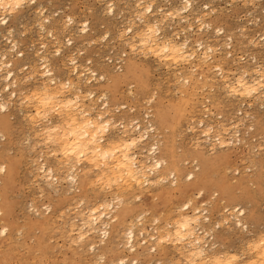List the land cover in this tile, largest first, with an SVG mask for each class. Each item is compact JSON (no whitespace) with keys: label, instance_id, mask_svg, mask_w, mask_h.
<instances>
[{"label":"rangeland","instance_id":"374dc122","mask_svg":"<svg viewBox=\"0 0 264 264\" xmlns=\"http://www.w3.org/2000/svg\"><path fill=\"white\" fill-rule=\"evenodd\" d=\"M27 1H29V5L26 4L17 10V12H13L9 17L7 16L8 23L0 26V61L1 59L2 61L4 60V56L2 55L6 54L5 57L7 60H20V64H26L21 65L23 66L21 69H24H17L15 71V74L18 75L17 78H21L19 82L21 83V81L24 80V82L22 81L23 84L18 83L17 88H11L15 90L17 98L11 96L10 99L13 97L14 99H9L10 107L8 106L5 112L0 111V168L5 166L6 171H8L5 177L6 179H4V174L0 170V209L3 212H1L2 216H0V229L2 227L7 228L4 235L0 233V264H100L99 260H97L98 256L101 255L100 253L104 255V263L112 260L115 261L117 258H122L124 256L127 257L126 259L128 261L125 264H130L133 258L136 259L137 264H183L182 261L185 262L183 259L184 257L178 254L172 242L171 245L170 241L163 237V227L170 225V222L173 223L175 216L178 214V210H180V207L187 200L191 201L192 208L199 207L200 210H206H204L202 214L209 218L211 226L207 228L209 235L206 233L203 234L205 237L204 241L207 242L206 245L208 243L215 244L213 245L214 247H212L215 253L217 252L216 254L222 253L225 256L226 253H232L234 256L235 254L236 256L239 255L238 257L241 255L243 259L236 257L239 260L241 259L240 261L238 260L240 264L243 261L253 258L254 250L251 247V241L253 243L257 241L258 238L261 239V236H264V96L256 100H253L255 96H244L242 98V96L231 94L228 89H230L229 86L231 85L232 87L236 86L233 82H235L236 75L238 76L240 74V68L248 69L252 73L249 72L248 76H252L253 78H256V75H253L255 72L252 68L260 66L262 70L264 69V0L260 1L261 3L255 2L254 5L250 4L251 6L247 0H195L191 2V7H195L197 11L195 10L194 13H192L193 16L191 14L188 17L191 20H188V23H181L182 25L173 24V21H176L177 18H175V20L170 16L167 17L163 30H161L162 34L166 33L164 36H169L174 32V34H176L174 40L177 42H181L184 37H187L189 39L188 41L193 44L196 41L205 40L208 36H211L213 31H217L220 28L222 29L221 32H223L222 35H217L215 38L216 40H212L211 38L209 40L219 43V46L231 42L229 45L230 49L227 48L226 51L231 53V58L229 60L232 58L235 59L237 62L235 64L239 66H236L234 63V65H232V63L229 64L226 69L229 72L225 73L223 71L224 79H222L221 75H217L220 73L219 71H213L211 74L215 73V80L211 83L208 81H201L199 77L200 75L207 76L204 66L201 68L198 67L199 69L192 68L193 70L189 64L185 65L186 63H178L179 65L168 64L164 67L162 63L165 64V62H162V60H159V62L156 59L157 57L153 54H146L145 52L142 54L140 49L137 51L133 50V53H131V48L127 44L129 42L127 39L129 40L130 38L128 36L131 37L133 33L127 34L129 33L127 27L129 24L131 25L132 22H135L134 24L132 23L134 29L142 26V24L138 22L136 14L131 17L132 11H134L133 9L129 10L130 7L132 8V1L129 2L130 6L128 8H123L125 6H123L124 4L122 1L120 3L119 0ZM143 1H145L143 6H146V4L149 5L150 3L154 5L152 6L153 14L156 16L160 14V12L156 14L159 6L162 12L169 13V9L171 12L172 9L179 8L184 4V0ZM120 4L122 10L119 6ZM111 5H113L114 12L112 16L107 13ZM125 9L129 12L125 11ZM39 10L42 11L39 12ZM200 14H207L206 17H204V15L200 16L201 22L198 21V19L197 21L194 19L195 16ZM68 17L71 19V23L68 21ZM43 18H46V21L47 19L49 20V23H45V25L51 29L53 38L49 34L50 29L49 31L40 30L38 24L45 21ZM169 19H172L171 21L173 23H171ZM129 21L131 22L128 23ZM54 22L56 24H54ZM82 23L88 24L85 28V34L79 31L76 32L83 28L80 26L83 25ZM199 23L202 25H199ZM204 23H209L211 30H207V28L203 26ZM188 24L192 30L188 29ZM197 28H199V30ZM9 30L11 35L7 34ZM169 31L171 32L169 33ZM121 33L125 36L119 35ZM229 37L231 41H229ZM125 39L128 46L125 44ZM249 39L255 40V42L257 41L254 47H252L253 43H251V41L248 43ZM209 40L207 39V41ZM13 44H15V49L11 47ZM42 45H44V48ZM57 49L59 50V54ZM108 51H112L113 54L124 53L125 58L122 67L127 63L129 64L131 61L140 68V71L134 78L128 77L124 81L117 79L118 81H115V84L113 76L115 74L119 75L123 70L114 71L104 64L103 57ZM15 52H17L16 55H14ZM217 52L214 51V53H212L214 55L209 62V64L211 63L210 66L216 64L223 66L219 62L217 63L219 58V55L216 54ZM57 54L58 56H56ZM145 54L147 56H145ZM42 56L47 57L46 60L50 62L51 71L60 82L68 78L67 73H70L73 69L69 62L71 58H74L79 73L81 74L79 84H83V86L80 84L83 92L91 89L93 93L97 95V97L95 96L93 98L94 101L85 98L86 106L89 105L87 101L90 103V100H92L93 103H97L95 100H98L100 94L106 93L105 96L107 97L109 109L111 108L113 115L121 117L120 121L124 122V124L125 122L127 123L125 125H128V130L130 129L129 124L131 120L140 122L142 115H144L143 113L149 111V120L154 128V134L148 138L147 144L150 145L151 140H156L157 143H154L158 145L159 153L165 158L167 165H169V170L174 171L176 174L178 186L183 184L185 185L183 188H186V184L189 183L184 181L183 177L187 173H192L194 175L193 181H195V183L191 186L188 185L186 189L182 190L184 193H181L178 188L172 187L169 184L170 179L167 181L168 183L166 182V184H164L166 188L164 187L163 191H158L155 186L150 185L146 187L147 191L145 193L139 194L137 190L135 191L136 193L125 196L128 202L127 204H129L127 206H129L132 212L131 217L145 212L139 224L142 223V228L145 230L144 235L145 233L147 234L146 236L149 234L155 239L152 241V237H150L151 239L148 238L149 236L146 237V241L149 242L150 245L155 246L156 252L154 254H150L149 256H132L127 254L126 249H124V238H122L124 237L123 233L125 232L126 226H120L121 228H119L116 234L110 232L108 238L104 240V245H98L100 244L97 241L98 239L94 238L92 241L95 243L94 252L87 247V242L70 243L69 240L71 239L69 238L73 239V237L67 234L69 231L68 219L73 216L69 220L74 219L73 222L77 223L78 227L80 224L78 220L79 216L77 215L79 212L78 210L81 209L85 211L87 207L94 204L97 205V201L103 200L105 196L107 197L105 198L109 200L108 198L109 196L111 197V195H109V190H104V186H100L102 183H99L100 181L95 179L97 171L96 173H94V171H87L89 174H87V172L84 174L83 164V166L80 167L81 170L79 167H76L78 179L83 176L82 185L80 184L76 187L72 185L70 187L66 182H63L66 181L65 174H67V172L65 173L63 169L57 168L56 164L60 158V153L58 152L57 154L54 148L46 144L43 140L44 136L37 137L35 134L40 124V126H45L46 123H49L47 122L48 118L46 122L44 121L45 119H42L45 123L41 121L37 127L38 122L36 121L38 120L33 116L35 108L31 103V107L29 104L27 105L22 95L26 97L27 94L28 97L30 94L29 97H31V94L34 93H31V91L36 89L35 87L38 86L39 82H43V77L39 78V75L34 76L32 74V69H34L33 71H35V69L39 72L42 71V67H37V65H42V62L39 60V57ZM31 61H33L32 63L34 64H32ZM60 62L64 63L62 65L65 66L61 67ZM87 62L89 63L86 64ZM85 67L93 70L98 77L101 78L102 76L103 79L91 77L90 75H88V77L86 75V73L88 74V69L86 68V70ZM233 70H237V74L234 72L232 75L231 73H233ZM27 72L32 73L28 74ZM85 76L89 79L90 77L93 78L90 80V84H87L85 81L87 79ZM73 77L74 75L71 78ZM250 77H247V80H249ZM194 78H196V81ZM1 80L0 78V90L3 87L1 86L3 84ZM95 80L98 81L96 82ZM222 80H226L227 84L230 83L228 81L233 82L230 83L229 86L227 85L228 89L226 85L225 87L223 86L225 88V90H223L224 88L220 86ZM201 83H204V86L200 85ZM99 85H104V87ZM32 86L35 89H33ZM19 88L23 90V92L21 91L23 102L18 98L20 96L19 90H21ZM31 88L33 90H31ZM17 90L19 94H17ZM226 91L230 94L228 95ZM261 92H264V86ZM4 94L8 96V92H3L2 94L3 98L8 100V97H5ZM17 102L21 105H19V103L17 104ZM98 102L99 104L94 103L96 104L95 106L100 105L101 102ZM203 106H207L213 114H219L221 117L220 122L207 121V123H205L207 124L205 128H210L212 126L213 131L215 130V132H218L220 129L224 132V130L227 131L229 127L237 125L241 132V142L238 146L225 149L222 148V150H208L202 145L199 147L198 139L195 138L196 136L194 134L187 133V128L188 130L191 128L192 122L201 114ZM123 107L124 109L119 110ZM239 112L241 115H238ZM158 113L164 115L162 120L158 118ZM29 115H32L36 121L32 119L34 121L32 122ZM2 119H5V123ZM114 119L117 120V118ZM35 122L37 123L36 126H34ZM218 123L219 125L221 123L223 127H220ZM126 126H124V128L122 127L123 130L127 129ZM248 126L252 127V132L245 135L244 131ZM202 130L203 129H201V132L203 133L205 129ZM206 131L208 130L206 129ZM120 134L121 133L118 131L115 137ZM206 135L207 134L204 136ZM41 137L45 142L44 144L40 139ZM206 137H209V135ZM251 139H254V141L252 142ZM194 141H197V146H195ZM196 147L199 148L196 149ZM50 149L54 151L53 155V152L50 153ZM196 150L203 153V155L210 160L208 165L203 164L200 158L201 156ZM48 152L50 156H48ZM56 156L57 161H55ZM41 163L51 166L54 170L53 174L57 178V183L53 186L55 189L54 191L51 187L46 185L47 183L43 179L45 173L43 174L41 170H39L40 172L38 171ZM203 174L204 177L202 176ZM90 175L94 178H92V176L90 177ZM60 179H62V182ZM97 181L99 184H97ZM199 190H202L201 195H198ZM229 195L235 196V200H230L228 198ZM80 202L82 205H79ZM234 206L244 209L242 223L245 227H237L233 224L234 222L231 219L232 216H229L230 213L231 215L233 214V211L230 213H228L230 210L224 212L226 208L232 210ZM183 208L185 209L186 207ZM175 213L177 214L175 215ZM154 219H158L157 223ZM223 219L224 221L226 219L229 223L227 221L224 222ZM230 219L232 222H230ZM75 220L77 222H75ZM137 225L138 223L135 224L136 230L138 231L140 226L138 227ZM75 227L76 226H74L73 229H75ZM155 228H158L157 230L159 232ZM160 234L165 238V241L167 240V242H169H162V237V240L157 241L156 239L160 238ZM139 237L136 238L141 240ZM148 240H151L152 243ZM248 242L250 243V249ZM249 250H251V252ZM247 257L250 259H246ZM238 262L236 263L238 264Z\"/></svg>","mask_w":264,"mask_h":264},{"label":"bare ground","instance_id":"6f19581e","mask_svg":"<svg viewBox=\"0 0 264 264\" xmlns=\"http://www.w3.org/2000/svg\"><path fill=\"white\" fill-rule=\"evenodd\" d=\"M119 1H120V3L122 1V3L124 4L123 6H125V7L122 6L123 8H128L130 6L129 2L132 1L133 2L132 8L130 7L129 10L133 9L134 11H132L131 17L136 14L138 22L142 24V26L138 27V25H137L138 22H137L136 23V26L138 27L137 29L136 28L134 29V27H133V24L135 22L134 23L132 22L133 24L131 23V25L129 24V26L127 27L128 28L127 31L129 32L127 34L133 33L131 37L128 36L130 39L129 40L127 39V41H129L127 44L131 48V53H133V50L137 51L140 49L142 54H143V52H145L146 54L147 53L153 54L157 57L156 59L158 61L162 60V62L163 61L165 62L166 65L162 63V65H164V67H166L168 64L177 65L178 63H181V64L186 63L185 65L189 64L191 66V69L192 68L196 69L198 67L201 68L202 66H204L205 67V73L207 76L200 75L199 77H200L201 81H205V82L208 81L210 83L213 80H215V78H214L215 73L211 74L213 71H217V72L219 71L220 73H218L217 75H219V76L221 75L222 79H224L223 73L229 72L226 70L228 65L231 63H232V65H234L235 63H237L236 60L233 58L231 60H229L231 58V53L226 51L227 48L230 49L229 45L231 42L229 44L224 43L223 45L219 46L218 45L219 43L211 42V40H209L210 38L212 40L213 39L216 40L215 38L217 37V35H220V34L222 35L223 32H221V30H222L221 28L218 29L217 31H213L211 33V36H208L205 40H199V41H196L195 43L192 42L194 44V46H193V44L190 43V41H188L189 39L187 37H184V39H182L181 42H177L176 40H174L176 37V34H174V32L171 33L169 36H164V34L166 35V33L162 34L161 30H163V26L165 25V23L167 21V17H169V16L171 18H174V19L177 18V20L175 19L176 21H173L174 23L171 21L172 19L171 20L169 19L171 21V23H173V24H175V23L176 24L188 23V20H190L188 17L192 13H194V11L196 10L195 7H191V2H193L195 0H184V4L181 5V7L174 8V9H172L171 12L169 9L168 10L169 13L164 12V11L162 12V9H160V6H159L158 12H156V14H158L160 12V14L157 15L159 17H157L156 15L153 14V7L152 6H154V5H151V3L149 5L146 4V6H143V4L145 2L143 0H119ZM260 1H262V0H247V2H249V5L250 4L254 5L255 2H260ZM127 2H128V4H127ZM26 4L29 5V1H27V0H0V17H1L0 18V26L6 25L8 23V17L10 16V14H13V12H17V10H19L20 8H22V6H25ZM118 4H119V2H118ZM112 6L113 5H111V7H109V8L107 7L108 8L107 13L111 14V16H112V13H114ZM119 6L121 8V4ZM255 6H254V8H255ZM121 10H122V8H121ZM40 11H42V10H39V12ZM123 11H124V9H123ZM125 11H128V10L125 9ZM166 13H168V14H166ZM203 15H204V17L207 16V14L206 15L200 14L198 16H195L194 19L196 21H197V19H198V21H200V16H203ZM192 16H193V14H192ZM201 20H203V19H201ZM68 21L71 23V19L69 17H68ZM130 22L131 21H129L128 23H130ZM45 23H49V20L47 19V21L46 20L42 21V22H40V24L37 23L39 25V28L41 31H47V30L49 31L50 28L47 27V25H45ZM54 24H56V23L54 22ZM54 24H52V25H54ZM87 25H88L87 23L80 25L83 28L81 30L80 29L77 30L76 32L79 31L82 34H85L86 33L85 28L87 27ZM199 25H202V24L199 23ZM203 26H205V28H207V30H211L209 23H204ZM198 27H200V26H198ZM186 28H187V26H186ZM67 29H69V28H67ZM188 29L189 30L191 29L189 24H188ZM197 29L199 30V28H197ZM22 32H24V31H22ZM170 32L171 31H169V33ZM10 33L11 32L9 30L7 32V34L11 35ZM51 33H52V31L50 29L49 34L52 37ZM167 34H168V32H167ZM119 35H123V34L121 33ZM119 35H117V36H119ZM123 36H125V35H123ZM10 38H11V36H10ZM52 38H51V40H52ZM118 38H120V37H118ZM207 39L209 41H207ZM251 39L248 40V43H250V41H251V43H253L252 47H254L255 43H257V41L255 42V40H251ZM124 41L126 44V42H127L126 39ZM229 41H231L230 37H229ZM123 44H124V42H123ZM43 46L44 45H42V47ZM11 47L15 49V44H13V46H11ZM214 51H216V52L218 51L216 53L219 55L218 56L219 58L217 57L218 58L217 63L218 62L221 63L224 67L221 66L220 64L210 66L211 63L209 64V62L213 58L214 54H212V53H214ZM260 51H261V49H260ZM8 52H12V51H8ZM57 52L59 54V50ZM16 53L17 52H15L14 55H16ZM58 54L56 56H58ZM146 54H145V56H147ZM211 54H212V56H211ZM5 55L4 54L2 55V56H4V60L2 61V59H1V61H0V78L2 79L1 81H3L2 82L3 84L1 85L3 87L0 90V111L1 112H5L8 109V106L10 107V104H9L10 100L14 99V97L17 98V96L15 94V90L11 89V88L12 87L17 88V85H18V83H20L19 80H21V78L20 77H19L20 79L17 78L18 75L15 74V71L17 69L18 70L24 69V68L21 69V67H23L21 65H26V64H20L19 63L20 60H13V61L11 59L7 60ZM47 55H49V54H47ZM46 58L47 57H43V56L39 57V60L42 62V65L40 63L41 66L37 65V67H39V68L42 67L41 72L37 71L36 69H35V71H33L34 69H32L33 73L30 72L34 76L39 75V78H41V77L44 78L43 82H39V84L40 83L41 84L40 85L38 84V86L35 87L36 89L33 88V86H32V88L35 90H33L31 88V90H33V91L30 90L31 93L34 92L31 94V97H29V95H30L29 94L28 95L29 98H28L26 93H22V94H26V97H24V95H22L23 96L22 97L21 96V91L23 92L22 88H19V89H21V90H19L20 94L18 93V90H17V94L20 95V96L18 95L19 100H21L23 102V100H22V98H23L24 102H26L27 105L29 104V106H30L32 104L33 107L35 108V110L32 108L35 112V114L33 112V116H35L36 117L35 119L38 121H36L32 117V115H29L31 120L33 119L34 121L38 122V124L35 122L34 123L35 125L32 123L34 126H36V124H37V127H38V125H39V123H41V121L43 122V120L45 119L44 121L46 122V119L48 118L47 122H49V123H46L47 125L45 124V126H43V125L40 126L41 125L40 124L39 129H38V131H35V134L37 137L38 136H42V137L44 136L43 140L46 142V144L50 145L52 148H54V150L57 152V154H58V152L60 153V155H59L60 158H59L58 162L57 163L55 162V163L57 164V168L63 169V171L65 173L67 172V174H65L66 175V178H65L66 181H63V182H66V184H68L70 187L72 185L73 186L75 185V187L77 185H80V184L82 185V183H83L82 177L83 176H81L80 179H78V175L76 173L77 172L76 167H79V169L81 170L80 167L84 165V167H83V171H85L84 174H86L87 171L88 172L94 171V173H96V171H97V173H96L97 176L95 179L100 181L99 183H102V184H100V186L101 187L104 186V190H107V191L109 190V195H111V197L109 196V198H108L109 200H107L106 199L107 197L105 196L106 198L104 197L103 200L101 199L99 202L97 201V205L94 204L90 207H87L85 209V211L81 210V209H80L81 211L78 210L79 212L77 215L79 216L78 220L80 221L79 222L80 224L78 223L79 224L78 227H77V223L73 222L74 219L69 220L73 216L68 219V221H69L68 222L69 223V225H68L69 229L68 230L69 231L67 230L68 231L67 234H69L70 237H73V239L69 238V239H71V240H69L70 243L72 244L73 242L74 243L75 242L76 243H84V242L86 243L87 242V247L92 252H94L95 243L92 242L94 238L98 239L97 241L100 243L98 245H104V242H105L104 240H106L108 238L110 232L113 234H116V233H118L119 228L126 226L127 228L125 227V232L123 233L124 237H122V238H124V242H125L124 243V249H126L127 254L132 255V256H139V255L140 256H149L150 254L151 255L154 254L156 252V249L154 248L155 246L150 245L149 242L146 241L147 240L146 237L149 236L148 238H150L152 236H150L149 234H148V236H146L147 235L146 233L144 235L145 230H144V228H142L143 227L142 223L139 224L141 222L145 212L139 213L137 216H134L135 218L131 217L132 212H131V209H129V206H127L129 204H127L128 202H127V199H125V196L126 195L129 196L131 194H134V193H136L135 191H137V190L139 191V194L145 193L147 191L146 187H149L150 185L155 186L158 191H163L164 190L163 188L165 187L164 184H166V182L169 181L170 179L171 180H170L169 184L172 187L178 188L181 193H184L182 190L186 189L188 185L191 186L193 183H195V181H193L194 175L192 173H187L183 177L184 181L189 183V184H186V188H183V187H185V185H183V184L178 186L177 185L178 182H176L177 177H176L175 172L172 170H169V165H167L165 158L162 157V154L159 153V151H158V145L156 143L151 144V145L147 144V140H148L147 130L143 127L141 128L139 126L138 121L135 122V126H132L131 125L132 120H131L130 124H129L130 129L128 130V128H129L128 125L127 126L125 125L127 123L125 122V124H124V122L120 121L121 117L113 115L111 108L109 109V106H108L109 104L107 103V97L105 96L106 93L100 94L99 97H100L101 103L99 106H95L97 103L96 102H94L96 104L93 103V101H94L93 98L95 97L93 91L91 89H89L86 92H83V89L80 87L81 83L79 84V78H80L81 74L79 73V70H78V67L76 65V62L74 61L75 60L74 58L70 57L71 63L69 62V64L72 65L71 68H73V69L70 71V73L69 72L67 73L68 78L64 79L61 82L58 80L56 75H54L53 72L51 71L50 62H49V60H46ZM59 58H61V57H59ZM32 62L33 61H31V63ZM32 64H34V63H32ZM32 64H30V65H32ZM62 64H64V63H61V67L65 66ZM245 65H247V64H245ZM236 66H239V65L237 64ZM240 66H242V65H240ZM30 68H33V67H30ZM71 68H69V69H71ZM256 68H258V69H256ZM256 68H252L255 72V74H253V75H256V78H253L252 76H251L252 77L251 78L250 76H248L249 72H250L248 69L240 68V74L238 76L236 75V79L233 76L235 80L232 79L235 81V82L232 81L233 83L236 84L235 87H232V85L229 86L230 83H232V82L228 81L230 83L227 84L226 80H222V83L220 82L221 85L220 84L219 85L222 87L223 86L225 87V85H226L227 89H228V87H227V85H228L230 88L228 90H230V93L231 94L233 93L235 96L236 95L242 96V98L244 96L245 97H254L255 96L254 99L251 98L253 100H256L257 98H259V99L263 98L264 92H261V91H262L263 86H264V69L262 70L260 68V66L256 67ZM87 69H88V67H87ZM121 69L123 71H121L119 75L115 74L113 76L114 77L113 79H115V80H113L114 82L118 81V80L124 81L128 77L134 78L137 75V73L140 71V68L134 62H131V61L129 62V64L128 63L125 64V66L122 67ZM30 71H31V69H30ZM81 71H82V69H81ZM236 71L233 70V73H231V71H230V73L232 75L234 74V72H235V74H237ZM193 72H191V73H193ZM201 72H202V70H201ZM256 72H257V74H256ZM30 73H28V74H30ZM84 74H85V72H84ZM84 74H83V76H84ZM73 75H74V77L71 78ZM86 75L87 76L90 75L91 77L96 76L94 71L90 70V69H88V74L86 73ZM88 77H86L87 78L86 80L85 79H83V80H85L87 82V84L88 83L90 84L91 83L90 80L93 78L90 77V79H89ZM247 77H250L251 80L250 79L247 80ZM196 78H194V80ZM100 79H103V77L101 76ZM22 81L24 82V80H22ZM22 81H21V83H22ZM27 81H28V78H27ZM201 81H199V82H201ZM83 83L85 84L84 81H83ZM115 84H116V82H115ZM200 85L204 86V83L203 84L201 83ZM81 86H83V84H81ZM90 86H92V85H90ZM99 86L104 87V85H99ZM200 88H198V89H200ZM223 90H225V88ZM3 92H8V94H7L8 96H6L4 94L5 97H8V100L6 99L7 101L5 100V98H3V95H2ZM27 92L30 93L29 91H27ZM227 93H228V95L230 94L229 92H227ZM11 96H14V97L12 99H10ZM85 98L86 99L87 98L92 99L93 101L90 100V103H92V104H90L89 101H87V103L89 105L86 106V104H85L86 99ZM21 101H19V102H21ZM19 102H17V104ZM11 103H12V101H11ZM19 105H21V104L19 103ZM23 106H25V105H23ZM25 107H28V106H25ZM21 110H22V108H21ZM23 112H25V111H23ZM157 116L160 120H162L164 115L162 113H158ZM114 118H117V120H115ZM39 119H41V120H39ZM250 119H252V118H250ZM28 120H29V118H28ZM33 120H32V122H34ZM2 121L5 123V119H2ZM117 121H119L120 124L123 125L122 126L123 128H124V126H126L128 128L126 130H123V128H122L121 132L119 131V133H121V134L119 136L117 135V137H115V134L118 132L116 130V122ZM45 122H43V123H45ZM218 125H219V123H218ZM219 126L220 127L222 126L221 123ZM216 127H217V125H216ZM206 129L207 130L212 129V126L210 128H208V127L205 128L204 132H206ZM35 130H36V128H35ZM153 130H154V128H153ZM206 136H208V135H206ZM0 137H1V135H0ZM42 137L40 138L41 140H42ZM43 140H42V143L44 144L45 142ZM194 142H195V146H197L198 145V144L196 145L197 141H194ZM199 147H201L200 144H199ZM198 148L196 147V149H198ZM220 150H222V149H220ZM50 151H51V149H50ZM196 151L201 156L200 158H201L203 164L208 165L210 160L207 159L203 155V153L199 152L198 150H196ZM50 153H52V155H53L54 151H51ZM50 153L48 156H50ZM55 161H57V156H56ZM0 170L4 174L3 178L6 179L5 177L7 176L8 171H6L5 166L1 167ZM39 170H41L43 172V174L45 173L44 175L42 174L45 177V178L43 177V179H44V181H46V183H47L46 185L51 187L52 190L54 191L55 189L53 186L55 185V183H57V180H56L57 178L53 174L54 173L53 168L51 166L45 165L44 163H41L38 171ZM209 170H210V168H209ZM56 171H58V170H56ZM88 172H87V174H89ZM91 176L92 175H90V177ZM202 176L204 177V174ZM64 177H63V179H64ZM81 178H82V181H81ZM92 178H94V177L92 176ZM61 180L62 179H60V181ZM80 181H81V183H80ZM98 181H97V184H99ZM178 181H179V178H178ZM202 181H203V179H202ZM68 185H67V187H68ZM201 194H202V190H199L198 195H201ZM228 198L230 200H235V196L229 195ZM81 201H82V199H81ZM77 202H78V200H77ZM79 205H82V203L80 202ZM191 205H192L191 201L187 200L180 207V210H178V214L175 213V215L176 214L177 215L175 216L174 220L172 219L173 223L170 222V225H167L165 223L167 225L165 227H167V228L163 227V229L165 231V232L163 231V233H164L163 237H165L167 240H169L170 243L171 242L173 243L174 249L178 252V254L181 257H184L183 259L187 264H237L236 262H238V260H239L238 258H242L241 255H240V257H238L239 255L236 256V254H235V256H234L232 253H231L232 254L231 255L230 253L225 254V252H224L225 256L222 253H220L221 255L218 253L219 254L218 255V254H216L217 252L215 253V250L213 249V247H214L213 245H215L214 243H208L206 245L207 242L204 241L205 237L203 234L206 233L207 235H209L207 228H209L211 226L209 223L210 220L207 216L202 214V212L205 209L200 210L199 207L192 208ZM75 207H77V206H75ZM183 207H186V208L184 209ZM76 209H78V208H76ZM228 210H230L228 213L233 211L232 212L233 214L231 215V213H230V215H229V216H232L231 219L234 222L233 224L237 227H243L244 224L242 223V220L244 217V209L239 208L238 206H234L232 208V210L226 208V210L224 212H227ZM75 211H77V210H75ZM1 212L2 211L0 209V216H2V213H3V212L2 213ZM58 214H60V213H58ZM3 218H4V216H3ZM226 219H225V221L223 219V221L226 222L227 221ZM157 220H155L156 223H157ZM232 220L230 222H232ZM75 222H77V221L75 220ZM137 223H138L137 226L138 227L140 226L138 231L136 230V226H135V224H137ZM74 226H76L75 229H73ZM163 229H161V230H163ZM6 231H7L6 227H2L0 229V233L3 235H4V233H6ZM211 232H212V229H211ZM72 235H76V236H72ZM152 235H154V234H152ZM161 235L162 234L159 235L160 238L162 237ZM139 236H141L142 238ZM136 237H139L141 240H138ZM160 238H157L156 240L157 241L162 240V238L161 239ZM165 238H163L162 242L165 241ZM260 238L261 239L258 238L257 241H254L253 243L251 241V245H252L251 247L254 250V254H253V252H252V254L254 255V257L251 259L249 258L250 256L247 257L246 259H250V260H247V261L242 260L243 262H241V264H264V236H261ZM151 240L154 241L155 239H153V237H152ZM167 240L165 241L166 243L169 242V241L167 242ZM69 241H68V243H69ZM152 241L150 243H152ZM172 243H171V245H172ZM249 245H250V243L248 244V246ZM249 249H250V246H249ZM251 250H249V251L251 252ZM247 251H248V249H247ZM100 254L101 255H99L97 258V260H99L100 264H125L126 262H128L126 259L127 257L123 256L122 258L121 257L117 258L115 261L112 260V261H109L107 263H104V260H105L104 255H102V253H100ZM246 254H248V253H246ZM94 255H95V253H94ZM236 257H238V258H236ZM183 259H181V260H183ZM185 262L182 261L183 264H186ZM131 263L137 264L136 259L135 258L131 259L130 264ZM238 264H240V262H238Z\"/></svg>","mask_w":264,"mask_h":264},{"label":"built area","instance_id":"2783aa9c","mask_svg":"<svg viewBox=\"0 0 264 264\" xmlns=\"http://www.w3.org/2000/svg\"><path fill=\"white\" fill-rule=\"evenodd\" d=\"M124 58H125L124 53L113 54L112 51H108V53L103 57V62L105 65L109 66L114 71H119L122 68ZM86 64H88V62ZM86 68L87 67H85V69ZM95 78L99 79L100 77L96 75ZM94 95L97 97L96 94ZM96 101L99 104L98 101H101L100 97L98 98V100L96 99ZM122 109H124V107L120 108L119 110H122ZM143 114L144 115H142V119L139 122V126L147 130L148 138H150L152 134H154V130L149 120L150 119L149 111L144 112ZM238 115H241V113L239 112ZM220 120H221V117L219 114H213L207 106H203L201 114L196 118L194 122H192L191 128L189 130L187 128V133L194 134L198 139V140L196 139L198 143L208 150L230 148V147L238 146L241 142L240 141L241 132H240V129H238V127L235 125L229 127V129H227V131L225 130L224 132L219 130L218 133H216L215 130L213 131L212 129H209L208 131L201 133V129H205V126L207 125L205 123H207V121L220 122ZM135 122H137V120H133L131 122V125L134 126ZM121 126L122 124H120V122H117L116 130L121 131L122 130ZM251 132H252V127H249V126L244 131L245 135L246 134L248 135ZM205 134L209 135V137L204 136ZM251 141L253 142L254 139H251ZM154 142H156V140H151L150 145L151 143H154Z\"/></svg>","mask_w":264,"mask_h":264}]
</instances>
